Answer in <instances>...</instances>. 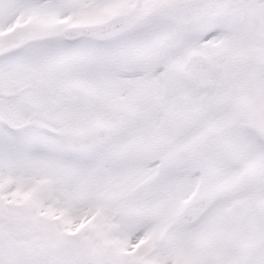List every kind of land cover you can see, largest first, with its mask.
I'll list each match as a JSON object with an SVG mask.
<instances>
[{
    "label": "snow or ice",
    "instance_id": "obj_1",
    "mask_svg": "<svg viewBox=\"0 0 264 264\" xmlns=\"http://www.w3.org/2000/svg\"><path fill=\"white\" fill-rule=\"evenodd\" d=\"M0 264H264V0H0Z\"/></svg>",
    "mask_w": 264,
    "mask_h": 264
}]
</instances>
